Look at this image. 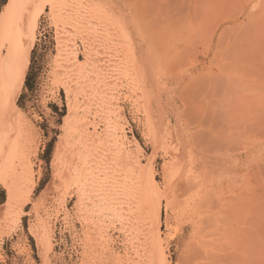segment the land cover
I'll return each instance as SVG.
<instances>
[{
  "label": "rangeland",
  "instance_id": "rangeland-1",
  "mask_svg": "<svg viewBox=\"0 0 264 264\" xmlns=\"http://www.w3.org/2000/svg\"><path fill=\"white\" fill-rule=\"evenodd\" d=\"M195 1L92 0L122 25L123 36L114 38L119 40L117 58L127 54L129 62L132 57L143 92L147 90L140 93L126 79L113 80L114 119L96 101L100 82L88 69L77 74L86 78L84 92L71 96V109L67 106L62 85H74L56 60L48 8L39 14L27 75L15 103L21 114L6 119L0 129V177L23 189L20 195L27 181L34 180L35 188L18 222V210L6 206L0 187V264H157L158 249L166 264H198L207 257L204 261L214 264H264V0ZM6 4L0 0V16ZM66 38V53L74 52L83 63V46L88 44L72 35ZM156 43L166 49L159 50ZM94 58L92 65H97ZM84 100L92 106L85 108ZM74 117L84 122L81 130L70 129ZM87 143L97 180L114 181L115 173L123 187L135 192L133 186L153 174L160 194L159 241L131 217L120 224L102 213L103 193L85 194L77 170ZM124 151L130 162H122ZM172 162V169L163 170ZM187 184L191 205L184 204L177 190ZM192 255L196 263L189 260Z\"/></svg>",
  "mask_w": 264,
  "mask_h": 264
},
{
  "label": "bare ground",
  "instance_id": "bare-ground-1",
  "mask_svg": "<svg viewBox=\"0 0 264 264\" xmlns=\"http://www.w3.org/2000/svg\"><path fill=\"white\" fill-rule=\"evenodd\" d=\"M177 1L178 0H176V2ZM197 1H199L198 2V3H200L199 5H201V4L205 5L207 3V0H197ZM197 1H195L196 2L195 5H198ZM192 3H193V1H192ZM192 3L189 4V5L192 6ZM97 5H96V2L94 4L92 2V0H91V3L89 2V0H7V4H6L5 8H4V11L2 10L3 13L1 12L2 14L0 16V23H1L0 24V34H1V36H0V129H2V126L4 125L6 119H8L9 117H12V118L16 119V117L21 112L19 109H17V107H15V103H16L19 95H20L21 89H22L24 81H25V77L27 75L29 62H30V58H31V51H32V49L34 47V43H35L37 18L39 16V14L44 11L45 7L48 8V10H49L48 13L49 14H47V15L49 16L50 21L55 26L56 49H57L56 56H55L56 60H58V62H61V64L59 66L61 68L62 74L66 73V76L68 78L71 77V80H72L73 85H74V88L71 87L72 89L70 88L69 84L68 85H66V84L62 85L64 93H65L66 100L68 102L67 106L69 108L71 106V98L70 97L71 96H75V95H82V93L84 92L83 89H84V83L86 82V78L85 77H83V79L77 78V74L79 72H81L80 74L82 75V72L84 70H86V69H88L89 72L93 75L92 76L93 80H94V77H95L97 79V82L98 83L100 82L101 92H100V95L98 97H96L95 99L100 104L104 105V107L106 108L105 116L110 117L109 119H114L113 116H115V115H114L113 112H114V110H116V109H114L115 105L112 102V99H113V96H112V93H111L112 90L110 89V86H109V85H111L113 80L116 79L117 82H121L123 79H126V83L133 84L134 87L140 93L143 92L144 88H143L142 84L138 81V79L140 78V73L133 66V65H136V64L130 63V60H131V62L133 60V59H130L132 57L129 58V62H128V60H126V55L127 54L124 55L125 57L123 56V59H122V57H120L121 59L117 58L118 56H120L119 55L120 53L117 52V47H118L117 44H116L117 40L115 42L114 38L123 36L122 25L120 23L115 24L116 23L115 21H111L112 17L111 18L107 17V16H109L108 14L110 12L105 10L106 12H108L106 14V12L104 10H101V9L98 8V7L101 8L103 5L102 6L101 5L99 6V4H97ZM195 8H198V6H196ZM200 9L202 10L201 6H200ZM243 10H244V8H243ZM203 11H204V9H203ZM220 11H221V9H220ZM185 13H187V12H185ZM201 14H203V13H201ZM170 16L169 15L167 16V20L168 21L170 20L168 18ZM186 16H188V15H186ZM176 19H178V18H176ZM184 19L185 18H183L181 20H184ZM180 21H177V22H180ZM169 22L171 23V21H169ZM169 22H168V24H170ZM175 22H174V19H173L172 23H175ZM132 24H133V22H132ZM177 24L180 25L179 23H177ZM165 25H166V23H165ZM182 25L185 26V23L182 24ZM173 26L175 27L174 24H173ZM173 26L171 27L172 29H174ZM179 27L180 26H178V28ZM183 27L181 26V28H183ZM169 28H167V29H169ZM193 28L194 27H192L191 29L193 30ZM133 29H135V28H133ZM160 30H163V29L160 28ZM164 30H166V29H164ZM169 30L171 31V29H169ZM188 30L190 32V29H188ZM195 30H197V29H195ZM112 31L113 32L115 31V33H113ZM162 32L164 33L165 31H162ZM220 33H222V32H220ZM147 34H148V32H147ZM151 34H152V32H151ZM66 35L67 36L68 35L75 36L78 39H80L82 43H85L86 45L88 44V46H85V47L83 46L84 52H85V55H86V59H85V61L83 63H81L78 60L77 54H74V52L73 53H68V54L66 53L67 52V50H66L67 48L64 49ZM197 35H198V33H197ZM211 35H213V34H211ZM152 37H153V34H152ZM191 37H193V36H191ZM152 39H153L152 41L155 42L156 39L154 37ZM167 39H169V38H167ZM66 40H67V38H66ZM165 40H166V37H165ZM170 40H172V38ZM162 41H164V40L162 39ZM118 42H119V40H118ZM166 42H168V40ZM218 42H220V41H218ZM156 44H158V43H156ZM154 45H155V43H154ZM157 46H159V44ZM160 46H159V50L161 49V47L165 48V46H161V47ZM217 46H219V45H217ZM229 46H231V45L228 44V47ZM232 46H235V45H232ZM225 47H226V45H225ZM173 48H174V45H173ZM232 48H234V47H232ZM241 48H242V46L240 47V49ZM68 49H70V48H68ZM235 49H236V46H235V48L233 50L235 51ZM216 50H220L219 47H217ZM227 50L229 51L231 49L228 48ZM163 51H164V49L162 50V52ZM223 51H224V49H223ZM223 51H222V53H223ZM68 52H69V50H68ZM70 52H72V51H70ZM125 52H127V51L125 50ZM132 53H133V51H132ZM164 53L166 54L165 51H164ZM164 53H162V54H164ZM218 53H219V51H218ZM218 53H216V54H218ZM162 54H161V56H162ZM91 55H92V57L90 58ZM92 58L97 60V65H92V60H91ZM234 58H236V56ZM132 74L134 76H131ZM80 87L82 89L78 91V88H80ZM111 87H115V86L112 85ZM89 91L93 92L94 90L93 89H89ZM145 91H147V90H145ZM145 94H146V92H145ZM90 95L94 96V94H90ZM90 106H92V105L91 104H86V102L84 100V107L87 108V107H90ZM112 113H113V116H112ZM73 119L75 121L76 118L74 117ZM109 119H107V120H109ZM64 123L66 124L65 121H64ZM83 123H84L83 121H79L78 122V120L76 119V122L72 123V124H75V126L72 125L73 129H72V127L70 125L69 126H70V129L72 131H74V130L76 131L77 129L81 130V129H79V127L82 126ZM91 123H90V127L92 126ZM88 125H89V122H88ZM74 127H75V129H74ZM86 130H87V128H86ZM94 131H95V128H93V132ZM84 132H83V134H84ZM78 133H79V131H78ZM149 133H150V131H149ZM28 135H29V133H28ZM17 138H19V137H17ZM154 138H155L154 136L150 137V140L152 141L151 142L152 146L154 145L153 147H155V149H156L157 146H158V143L156 141L157 139L154 140ZM14 141H15V139H14ZM78 141H79L78 143H80L82 140H78ZM82 143H83V145H81V146L82 147L85 146L84 145L85 141H83ZM81 150H84V148H82ZM85 150H86V153L84 152L85 153L84 156L81 154V151L79 153V154H81L79 157L81 158L83 156L82 157L83 159H82V163L80 162V160H78L81 163V164H79V165H81V167H80V170L79 169L77 170V176L78 175L80 176V180L82 182L81 185L83 187L87 188V191L85 192V194L87 196H95L93 194H97V193L101 194V193H103L105 195V197L104 198L101 197V199L99 200V205H100L99 207L103 209L102 213H104V214L107 213V214L111 215L113 218L118 219L120 224H121L123 219H126L128 221L130 219L129 217H131V219H133L134 221L137 222L136 226H138V224H140V227L147 228L148 231H149L150 237L154 241H159V237H160V216H161V209H160V202H159L160 194H159V191H158V185L156 184V182H155V180L153 178V174L152 173H147L146 176L144 177L143 181H140V183H137L136 185H134L133 187H135L134 189H136L135 192H132L133 190L130 187L129 188L123 187L124 185L121 184L123 182L117 179V175L115 173L112 176V177H114V181L109 180V179H104L103 181H101L99 179L97 180L96 175L93 174V172H92V169H93L92 168V158L90 157L91 155L89 154L90 153V143H87ZM78 151H79V149H78ZM126 159H127V162H130V160H131L130 156L127 157V152L124 151V154L122 155V159L121 160L124 163V162H126ZM175 165L176 164L174 162L169 163V165L167 167L163 166L164 167L163 170H168V169L170 170ZM28 168H29L28 171L31 173V169H30L31 166L28 167ZM61 168H62V166H61ZM26 174H28V173H26ZM30 181L31 182L27 181L28 184L25 185L26 186L24 188L25 194L23 196L24 192L22 193V195H20L19 192H18V190H23V189H18L15 185H12L13 182H11L12 184H8L9 182L7 183L6 179H4V177L3 178L0 177V187L5 191V195H6V204H7L6 206H10L12 210L13 209L15 211H16V209L18 210V211H16L17 212L16 217H17L18 222L20 220V217L23 215L22 208L28 202L27 195H31V192H33V190L35 188V183L33 182L34 180L33 181L30 180ZM188 187L189 186L187 184V185L181 186V188L177 189L178 191L181 190V193L183 195L182 196L183 197V202H184L185 205H191V202L193 201V199H192V201L190 202V200H191L190 199V197H191L190 194L191 193H190V191L188 192V190H190V189H188ZM119 188H120V190H119ZM193 188H195V187H193ZM92 191H94V193H92ZM130 192H132V193H130ZM20 193H21V191H20ZM91 193H92V195H91ZM188 193H189V195H188ZM193 194H194V192H193ZM20 198H22V201L19 204L18 201H20ZM202 201H201V203H202ZM17 204H19L18 208L16 207ZM169 206H170V203L166 202L165 207L168 209ZM4 207H5V204H4ZM5 208H8V207H5ZM196 209H197V206H196ZM237 212H240V211L238 210ZM121 215H124L125 218L120 217ZM203 216L206 218L205 215H203ZM230 216H231V213H230ZM200 220L202 221V219H200ZM201 221H199V222H201ZM214 222H215V220H214ZM38 227H41V226H38ZM201 229H203V228H201ZM201 229H200V231H201ZM40 230L42 231V229H40ZM208 230H210V229H208ZM215 231H216V229H215ZM242 232H244V231H242ZM254 232H253V234H254ZM211 236H212V234H211ZM217 237H220V236H217ZM201 239H200V242H201ZM198 240H199V238H198ZM224 240H226V239H224ZM217 241L219 242V240H217ZM211 242H213V241H211ZM205 243H207V242H205ZM208 246H209V244H208ZM194 247H195V245H194ZM212 249L213 248H211V250ZM192 251H194V248H193ZM190 252H191V250H190ZM208 254H209V252L206 253V255H208ZM194 256H195V254H194ZM194 256L192 255L190 257L191 259H189V258L188 259L191 260V261H195V263H196V260H198V258L195 257V259L193 260ZM205 256H203V257H205ZM207 258H205V259H207ZM225 258H227V256H225ZM155 259H156L157 264H166V261H165L164 257L162 256V254L160 253L159 249L155 253ZM209 259H211V258H209ZM201 260H202V258L200 259V261H198V264H214L215 263L214 260H213V262H209V263H208L207 260L206 261H204V260L201 261ZM244 260H246V259H244ZM42 262L44 263V261H42ZM191 263L192 262H190V264Z\"/></svg>",
  "mask_w": 264,
  "mask_h": 264
}]
</instances>
